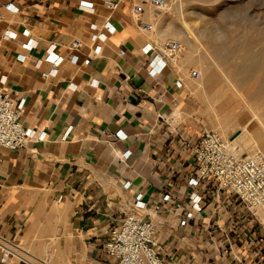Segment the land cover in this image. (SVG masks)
<instances>
[{
	"label": "crops",
	"instance_id": "1",
	"mask_svg": "<svg viewBox=\"0 0 264 264\" xmlns=\"http://www.w3.org/2000/svg\"><path fill=\"white\" fill-rule=\"evenodd\" d=\"M8 1L0 0V85L14 99L26 97L22 120L38 131L19 149L0 146V232L29 250H59L61 264H118L105 242L142 198L162 204L148 216L167 264H264V220L235 193L205 180L197 186L202 209L186 216L200 133L220 120L191 73L197 59L182 52L150 73L144 44L162 39L139 25L140 0H118L116 9L104 0H12L15 11ZM148 16L146 9L141 18ZM107 19L114 29L92 39L91 23L99 30ZM75 35L83 39L76 62ZM51 42L65 59L45 77ZM50 202L61 223L56 214L43 219ZM0 264L33 263L14 256Z\"/></svg>",
	"mask_w": 264,
	"mask_h": 264
},
{
	"label": "built area",
	"instance_id": "2",
	"mask_svg": "<svg viewBox=\"0 0 264 264\" xmlns=\"http://www.w3.org/2000/svg\"><path fill=\"white\" fill-rule=\"evenodd\" d=\"M105 4L112 9L119 5L118 0H104ZM145 2L151 4L155 10L161 8L166 0H141L134 5V15L139 21L142 29L153 30V23L144 20L141 15L146 10ZM6 8L12 11L19 7L12 0L6 3ZM92 39L105 40L108 32L114 29V23L105 20L102 29H98L97 23H91ZM38 40L31 36L30 44L36 45ZM83 45L80 35H75L69 42L71 49V60L78 61L79 49ZM182 40L169 36L162 39L159 44L147 41L144 50L151 52L149 59V71L151 74L160 72L168 62L177 56L182 50ZM57 43L51 42L46 51L55 54L52 66L42 70L45 77L56 75L59 66L65 59L63 53H56ZM18 58L25 59L26 55L20 52ZM42 59L36 61L41 65ZM193 76L199 78L201 71L197 68L191 70ZM6 75L1 77L3 83L6 82ZM91 82H95L93 79ZM181 85V80H178ZM69 85L75 86L71 81ZM26 97L21 96L14 99L8 90L0 85V146L12 149L24 147L27 142L36 136L37 127L26 125L22 120L25 109ZM69 130V129H68ZM65 132L64 137H66ZM196 160L193 173L189 176L188 183L192 186L190 191V205L186 210V216L192 217L194 213L202 209L203 195L197 190V186L205 180H213L219 186L235 193L242 201L245 209L255 213L259 206L264 207V150L257 145H250L247 148L233 141V137L226 138L216 128L207 127L200 133L198 145L195 148ZM131 181H126L129 186ZM170 198V193H165V199ZM177 208L181 203H177ZM162 204L156 202L152 206L142 198L132 201L131 209L124 215L120 224L110 230V235L105 242L106 252L118 260V264H167L160 253L157 240L156 222L148 216L149 210H160ZM22 248L16 240L9 238L0 232V262L6 263L11 257L16 256L18 250ZM22 260H29L20 256ZM33 264H36L32 262Z\"/></svg>",
	"mask_w": 264,
	"mask_h": 264
},
{
	"label": "rangeland",
	"instance_id": "3",
	"mask_svg": "<svg viewBox=\"0 0 264 264\" xmlns=\"http://www.w3.org/2000/svg\"><path fill=\"white\" fill-rule=\"evenodd\" d=\"M171 1L174 0H169V2ZM145 5L147 12H150V16H148V18L154 25L153 30L151 32L156 33L161 39L173 36L182 40V50L178 52L176 59L180 57V53L182 52H185V54L191 59H197V56H199V54L196 53H203L202 57L199 60H196L197 63L194 65L195 68L201 71V76L196 79L197 84H201L202 79H204L203 68L201 66V63L210 62L212 57L214 56L208 53L206 49L207 47L212 48V43L207 39L210 34L214 37L218 34L221 35L222 38H224L227 42L228 46H235L240 44L244 45L245 43H248V47H252L254 51L259 52L258 57L248 58V61L257 60V62L264 63V0H205L204 2H202L201 0H188L186 6H184V9L182 7L181 9L178 7L176 8L177 5L174 7H169L168 0L164 4V6L157 10H155L154 7L148 2H145ZM201 13H204V15H202ZM164 16L172 19L174 24L179 27L181 26L182 17H186L189 20L193 29H195L196 33L198 31L201 34L204 33L203 28L206 25V34L208 36L199 38L196 37L194 46L191 47L190 45H188L184 38L173 34L172 32L162 35L160 25H158V19L161 20ZM211 38L212 37H209L210 40ZM228 59L234 60L237 63H240L241 61L245 60L241 57H232V55H228ZM237 67V65L234 66L235 69ZM261 71H263L261 73H264V70ZM239 86H241V88H235L230 83H226L224 79H221L214 84L213 88V90L219 94V100L225 98L228 95H233V99L226 103L225 109L236 110L237 108H243L244 110V112L239 116V121L237 120L236 127H227V130L230 133L229 137L232 136L233 138L236 133L234 129L238 128V126L246 124L251 118V111L248 109V107H243L245 106L246 102L245 100H242L243 98L241 99L240 91H244V99L245 97H247L250 99V102L252 101L255 103L256 99L250 98L249 96L251 95L254 88L258 86V83L255 80H251L248 81V83L241 82ZM262 99L263 103L260 104L256 102L261 105L259 110L262 122L257 119L251 120L248 126L252 130H254L259 125L264 124V94H262ZM228 103H230V105H228ZM219 124L213 126H215L214 128L218 129L222 133ZM240 143L245 147L248 146L244 145L245 142ZM261 148L264 150L263 146ZM43 210L44 211H42L41 214L43 219H46V221H51V219L47 217L48 213L50 216H54V214H56L55 218H53V221L55 223L62 222V216L56 213V202L47 203ZM262 211H264V207H260L258 209V213L264 220V215ZM46 221L43 222V224H47L49 222ZM53 238L54 237L49 236L48 240H53ZM54 240V242H58L56 239ZM21 245H23L27 250H29L27 245ZM29 251L35 253L36 255H38V257L34 259L28 254H22L36 264H43L41 260H47L53 264H61V262L58 260L60 256L59 250Z\"/></svg>",
	"mask_w": 264,
	"mask_h": 264
},
{
	"label": "bare ground",
	"instance_id": "4",
	"mask_svg": "<svg viewBox=\"0 0 264 264\" xmlns=\"http://www.w3.org/2000/svg\"><path fill=\"white\" fill-rule=\"evenodd\" d=\"M187 1L188 0H174L169 2L168 0V5L169 7H174L177 5L176 8L178 7L181 9L182 7L184 9V6H186ZM201 1L204 2L205 0H201ZM201 14L204 15V13ZM158 22H159L158 25H160L161 28L162 35L172 32L173 34H176L184 38L185 41L188 43V45H190L191 47L194 46L196 37L199 38V37L208 36L206 34L207 32L206 25L203 28L204 33L201 34L198 31L197 34L195 32V29H193L189 20L186 17H182V22L180 26L181 28L175 25L173 20L166 16L162 17L161 20L158 19ZM209 37H212L211 40L209 39ZM207 39L212 43V48L209 47L206 48L207 52L214 56L212 57L210 62L201 63L204 74V79H202L201 81V87L206 91V92L204 91V93H206L205 95H207L208 97L210 96L212 98L210 102L211 103L210 107L214 110V113L219 117L220 120L219 126L223 135L229 138L230 133L228 132L227 127L229 126H232L233 128L236 127L237 120L239 121V116L244 112V110L243 108H237L236 110L225 109L226 104L221 100L225 99L227 103L233 99L232 98L233 95L232 96L228 95L225 98L219 100V94L214 90L212 91L210 90V92H208L209 89L208 87L214 88V84L221 79H224L226 83H230L235 88H241V86H239L241 82L248 83V81L255 80L258 83V86L254 88V90L252 91L249 97L256 99V102L261 104L263 103L262 94H264V73H261L263 72L261 70H264V63L257 62V60L248 61V58H256L258 57L259 54V52L254 51L252 47H248V43H245L244 45L240 44L235 46H228L225 39L222 38V36L219 34L215 35V37L211 36L210 34V36H208ZM196 54H199V56H197V60H199L202 57L203 53L199 52ZM228 55H232V57H241L244 58L245 60L241 61L240 63H237L234 60L228 59ZM235 65L238 66L236 69L234 68ZM240 97L241 99L243 98L242 100H245L246 102L245 106L243 107L244 108L248 107V109L251 111V118L248 120L246 124L238 126V128L234 129L236 131V135L234 136L233 141L239 144L241 148H247L250 145H257L259 147L262 146L264 147V124L259 125L254 130L250 129L248 126L251 120L253 119H257L262 122L260 110H259L261 105L256 102L255 103L252 101L250 102V99L247 97H245L244 99V91H240ZM219 104L220 107H219V111L217 112L216 105ZM223 104L225 106H221ZM240 142H245L244 145H248V146L245 147ZM260 207L263 206H259L256 209V212H258V209ZM262 212L264 215V211ZM21 246L22 248L18 250L16 256L18 257H20L21 255L24 256L22 254L24 253L30 255L34 259L38 257V255L30 252L23 245ZM41 261L43 264H53L47 260H41Z\"/></svg>",
	"mask_w": 264,
	"mask_h": 264
},
{
	"label": "water",
	"instance_id": "5",
	"mask_svg": "<svg viewBox=\"0 0 264 264\" xmlns=\"http://www.w3.org/2000/svg\"><path fill=\"white\" fill-rule=\"evenodd\" d=\"M235 135H236V133H235Z\"/></svg>",
	"mask_w": 264,
	"mask_h": 264
}]
</instances>
